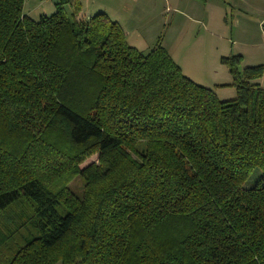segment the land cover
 Wrapping results in <instances>:
<instances>
[{
    "label": "trees",
    "instance_id": "1",
    "mask_svg": "<svg viewBox=\"0 0 264 264\" xmlns=\"http://www.w3.org/2000/svg\"><path fill=\"white\" fill-rule=\"evenodd\" d=\"M23 4L0 0V264H264V65L221 58L220 100L104 13Z\"/></svg>",
    "mask_w": 264,
    "mask_h": 264
},
{
    "label": "crops",
    "instance_id": "2",
    "mask_svg": "<svg viewBox=\"0 0 264 264\" xmlns=\"http://www.w3.org/2000/svg\"><path fill=\"white\" fill-rule=\"evenodd\" d=\"M68 1L71 3L74 0ZM76 1L80 7L77 15L78 18L86 19L97 13L106 14L111 21L117 22L122 27L127 43L139 51L143 50L140 49L143 47L138 45L140 44L142 33H150L151 26L154 24L158 27H164L165 36L159 42V45L167 51L173 61H175L174 57L178 54V50L190 49L191 52L186 56L187 58L189 56L190 59L192 57L196 58V62L201 61L203 55L210 58V60L217 59L220 62V59L224 58L223 55H225L223 52H228L225 49V42H228V31H233L239 26L237 18L231 20L229 23L227 20V10L213 0H163V10L159 9L157 6L158 1L156 0H150L147 8L142 5L144 0H131L132 4L117 2L116 0ZM251 1L259 4L256 5V11L260 14H256L264 16V0H241L240 2H242L244 7L250 8L249 2ZM44 2L45 0L42 1V3ZM230 6L233 7L232 4ZM39 8H43L42 10H44V4L39 6ZM65 8L68 12L72 9L70 6H66ZM157 10L159 11L156 12ZM161 13L165 15L163 22H160V20L155 22L154 16L157 17ZM244 13L253 15L246 10H244ZM262 22H264V17L261 19L260 24ZM131 36L134 37V43L131 42ZM170 45L172 47H169ZM236 45H238V42L232 41V49L228 53L230 54L229 57L240 55L244 60V54L235 51ZM245 46L256 51V46L252 43H247ZM200 48H207L208 51L202 54V52H198ZM221 48L222 51L220 53L219 50Z\"/></svg>",
    "mask_w": 264,
    "mask_h": 264
},
{
    "label": "rangeland",
    "instance_id": "3",
    "mask_svg": "<svg viewBox=\"0 0 264 264\" xmlns=\"http://www.w3.org/2000/svg\"><path fill=\"white\" fill-rule=\"evenodd\" d=\"M43 0H24L23 4V14L27 15L29 18H32L33 20H38L40 16L42 15H51L54 11V3L58 0H45L44 3H42ZM117 2H124L132 4L131 0H116ZM157 6L160 10H163V0H156ZM215 2H218L221 6H223L227 10V20L230 23L231 20L237 18L239 20V26L237 29H234L233 31H228V42H225L226 48L228 52H223L224 57H229L230 54H228L232 49V41H237L238 45L235 46V51L237 53H243L244 54V60L242 61V64L240 66V69L244 67L249 66H258V65H264V22L260 24L261 19H263V15L260 16L259 12L256 11V5H259L257 2L251 1L250 8L244 7L241 0H213ZM44 4V10L40 9L39 6H42ZM148 3H150V0H144L143 6L146 8L148 7ZM233 5L231 7L230 5ZM141 5V6H142ZM248 10H247V9ZM244 10L251 12V14L244 13ZM157 10L156 12H158ZM68 12V10H67ZM69 13V12H68ZM259 13V14H256ZM169 15V14H168ZM165 18V15L161 13L158 14L157 17L154 16V21L157 22V20H160V22H163ZM164 27H158L156 24L151 26V32L150 33H142L140 36V49L143 53H148L155 45L159 44L161 40L164 38L165 33L163 30ZM243 36H249V37H243ZM131 42L134 43V37L131 36ZM254 44L256 46V51L252 48L246 47L245 44ZM244 44V45H243ZM169 45V44H167ZM169 47H172L171 45ZM224 49V50H225ZM206 51H208L207 48L202 49L200 48L198 52H202V54H205ZM220 53L222 51V48L219 50ZM178 54L174 57V62L180 67L182 70V73L184 76L192 80L197 85H200L202 87H207L212 89L214 92L217 93V97L220 100H229L235 97V90L233 88H218L220 85H224L225 83L231 82V77L228 74L227 69L222 66L219 62V60H210L207 56L203 55L201 58V61H197L196 58L190 57L188 55L191 50L190 49H183L181 51H177ZM195 52V51H194ZM202 56V55H201ZM200 59V58H199ZM259 85L264 88V75L261 79L257 81ZM224 93V94H222ZM95 160V156L88 159L83 166L86 164L91 163ZM260 177L259 170H255L252 175L247 179L245 184L243 185L244 189H249L254 185L256 180ZM69 188L71 191H73L76 194H80L82 191V183L80 179L76 178L74 179L70 185ZM61 264V263H57Z\"/></svg>",
    "mask_w": 264,
    "mask_h": 264
}]
</instances>
